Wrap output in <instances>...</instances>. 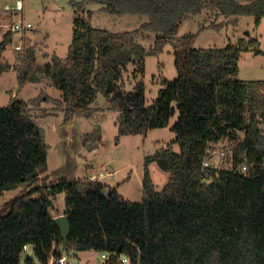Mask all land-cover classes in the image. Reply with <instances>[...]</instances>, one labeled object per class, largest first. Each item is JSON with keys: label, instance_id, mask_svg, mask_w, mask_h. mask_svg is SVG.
Returning a JSON list of instances; mask_svg holds the SVG:
<instances>
[{"label": "trees", "instance_id": "obj_1", "mask_svg": "<svg viewBox=\"0 0 264 264\" xmlns=\"http://www.w3.org/2000/svg\"><path fill=\"white\" fill-rule=\"evenodd\" d=\"M87 3H73L78 14L66 58L55 55L51 63L39 66L30 51L18 56L23 63L20 86L50 78L63 96H47L46 101L56 105V113L64 112L66 121L91 118L92 105L102 95L119 113L120 135H147L169 126L178 113L172 130L180 150L170 143L146 157L140 203L89 178H63L46 184L43 193L39 183L48 173L49 146L30 113L40 99L1 107L0 196L21 186L27 191L0 207V264H21L23 254L24 264H48L52 256L63 254L50 211L63 192L71 225L67 251L115 254L107 264H122L117 252L130 264H264V80L237 78L242 51L259 42L195 49L197 34L176 37L183 19L201 12L205 4L225 17L254 16L259 26L264 0H98L107 12L147 16L142 28L158 34L149 48L137 42V31L93 27ZM12 34L9 30L0 41V77L10 69L1 60ZM167 43L175 49L178 77L162 80L164 88L147 106L143 82L126 91L124 73L129 64L143 73L146 57L160 54ZM256 53H261L259 47ZM99 133L86 138L87 149H96ZM223 143L228 144L219 147ZM213 148L227 154L226 169L219 172L203 166ZM153 161L172 175L161 192L151 176ZM244 164L248 171L240 174L237 169ZM104 187L112 189L108 198ZM36 193L42 196L34 198ZM29 245L33 254L25 250Z\"/></svg>", "mask_w": 264, "mask_h": 264}, {"label": "rangeland", "instance_id": "obj_2", "mask_svg": "<svg viewBox=\"0 0 264 264\" xmlns=\"http://www.w3.org/2000/svg\"><path fill=\"white\" fill-rule=\"evenodd\" d=\"M83 1H88L86 10L93 12V27L113 33L137 31L138 43L146 48L155 46L158 34L142 28L148 21L147 16L107 12L98 0H22L24 10L19 13L6 9L7 6L14 8L17 0H0V41L15 23H30L33 27L13 32L12 41L2 55L1 62L8 64L10 69L0 77V108L13 101L40 99L37 105L30 106V113L43 130L49 146L48 173L41 176L39 183L44 188L43 193L47 192L46 184L63 178H94L117 188L125 200L140 203L144 199L146 157L167 148L170 143L174 151L180 150L179 144L173 143L176 134L172 130L178 113L171 118L169 126L151 130L147 135H120L117 124L119 113L111 109L110 101L104 96L99 95L92 105L95 113L91 118L74 117L66 121L64 112L56 113V105L46 101L47 96L53 99H62L63 96L50 78L45 77L41 82L28 83L22 87L19 84V68L23 63L18 60V56L24 55L26 51L33 50L39 66L51 63L55 55L66 58L73 39V21L78 14L73 3ZM251 1L255 0H240L243 4ZM196 34L192 43L195 49H224L242 40H257V46L242 51L237 78L241 81L264 80V18L257 26L254 16L225 17L205 4L201 12L189 13L183 19L176 37ZM17 45L22 46L20 52L15 51ZM257 47L261 50L260 54L256 53ZM175 60V49L171 43H167L160 54L146 57L143 73H136V65L129 64L122 82L124 90L132 91L138 82H143L146 104L153 105L160 89L164 88L162 80L174 81L178 77ZM135 74H138L137 77ZM95 130L100 132L101 142L96 149L89 150L84 142ZM227 144L223 143L219 147ZM222 166H226L225 160ZM149 168L156 191L161 192L172 175L156 161ZM26 191L25 186L6 191L0 196V207ZM41 196L36 193L33 197ZM66 198L63 192L54 199V207L50 210L54 218L65 212ZM77 255L78 258L73 259L72 263L107 264L115 257L113 253L94 251ZM25 257L23 254L21 264H24ZM118 258L120 263L130 264L126 255L122 254ZM35 264L40 262L36 260Z\"/></svg>", "mask_w": 264, "mask_h": 264}, {"label": "built area", "instance_id": "obj_3", "mask_svg": "<svg viewBox=\"0 0 264 264\" xmlns=\"http://www.w3.org/2000/svg\"><path fill=\"white\" fill-rule=\"evenodd\" d=\"M6 9L13 10L15 13H19L24 10V5H23L22 0H17L14 8L10 9L7 6ZM10 27H11L10 30L12 32H17L20 30H30L33 28L30 23H27L26 25L21 24V23H15L14 25ZM21 50H22L21 45H17L15 47V51L20 52ZM209 154H210V158L207 159L203 163L204 168L212 169L215 172H219L221 170L226 169V166H222L224 160L226 163L228 161L227 154L225 151H222L218 148H213L212 150L209 151ZM247 171H248V166L246 164L242 165L241 167L237 169V172H239L240 174H243ZM91 179L95 180L94 178H91ZM207 182L209 183L210 179H208ZM25 250H27V247H25ZM76 258H78L77 253L73 251H63V254L61 256H52L48 264H75V263H72V260Z\"/></svg>", "mask_w": 264, "mask_h": 264}, {"label": "water", "instance_id": "obj_4", "mask_svg": "<svg viewBox=\"0 0 264 264\" xmlns=\"http://www.w3.org/2000/svg\"><path fill=\"white\" fill-rule=\"evenodd\" d=\"M30 56L34 57V52L33 50H30ZM112 189L108 187H104L102 190V194L106 196L107 198L109 197V194L111 193ZM54 224L58 227L61 233V237L63 240L62 243V250L67 251V245H68V238H69V233L71 231V225L69 221V217L67 215H62L54 218ZM28 253L33 254V246L29 245L27 247ZM117 255H121L120 252H117Z\"/></svg>", "mask_w": 264, "mask_h": 264}, {"label": "crops", "instance_id": "obj_5", "mask_svg": "<svg viewBox=\"0 0 264 264\" xmlns=\"http://www.w3.org/2000/svg\"><path fill=\"white\" fill-rule=\"evenodd\" d=\"M114 175H115V174H114ZM61 215H65V212H64L63 214H61ZM61 215H60V216H61Z\"/></svg>", "mask_w": 264, "mask_h": 264}]
</instances>
